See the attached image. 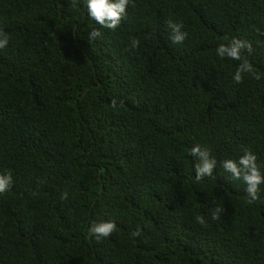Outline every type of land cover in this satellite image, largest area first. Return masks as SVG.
Wrapping results in <instances>:
<instances>
[{
    "label": "trees",
    "instance_id": "1",
    "mask_svg": "<svg viewBox=\"0 0 264 264\" xmlns=\"http://www.w3.org/2000/svg\"><path fill=\"white\" fill-rule=\"evenodd\" d=\"M0 29V264H264V184L250 204L221 167L248 148L264 173V0H130L115 30L83 0H0ZM225 36L259 80L234 81ZM196 144L217 160L200 181Z\"/></svg>",
    "mask_w": 264,
    "mask_h": 264
},
{
    "label": "clouds",
    "instance_id": "2",
    "mask_svg": "<svg viewBox=\"0 0 264 264\" xmlns=\"http://www.w3.org/2000/svg\"><path fill=\"white\" fill-rule=\"evenodd\" d=\"M86 5V11L88 16L96 22L101 28L109 30H115L120 26L123 19L127 17V8L130 0H83ZM168 27L171 30V40L174 44H181L187 38L188 33L183 31V24L175 22L171 19L167 22ZM257 31L264 35L260 29ZM101 36V32L98 28H93L89 32V40H96ZM226 43H221L216 49L217 55L221 58H230L232 60L241 61L236 68L233 75V79L236 83H242L245 74H252L257 80L261 78V73L256 72L250 61L244 56L246 51L251 54L253 51L252 44L246 40L232 37L229 39L224 37ZM9 42V36L2 29H0V49L7 47ZM139 40L133 39L131 41V47L136 48L139 46ZM111 107L114 109L117 107V101L113 99L111 101ZM190 154L196 159L194 165L195 180L200 181L204 177H211L214 169L217 165V160L211 154V149L202 148L199 144L194 145L190 149ZM221 167L231 174L232 178L236 180H242L246 184V193L248 197V203H253L260 198V185L264 184V173H262L260 167L257 164V155L248 148L244 149L243 155L238 160L226 159L221 162ZM13 184V176L11 171L7 173H0V193L8 191ZM68 193L65 191L61 199H67ZM223 207H217L216 212L213 213V219H219L220 213L224 212ZM197 220L203 224L205 221L203 217H197ZM117 225L115 221H98L94 222L88 228V235L91 238L100 240L101 238L109 237L116 229ZM141 230L137 229L133 235L139 236Z\"/></svg>",
    "mask_w": 264,
    "mask_h": 264
}]
</instances>
